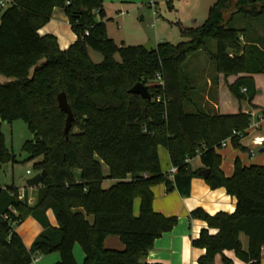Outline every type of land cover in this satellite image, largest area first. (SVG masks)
I'll list each match as a JSON object with an SVG mask.
<instances>
[{
    "label": "trees",
    "instance_id": "trees-1",
    "mask_svg": "<svg viewBox=\"0 0 264 264\" xmlns=\"http://www.w3.org/2000/svg\"><path fill=\"white\" fill-rule=\"evenodd\" d=\"M101 2L12 0L0 10V76L7 79L0 83V123H26L32 139L21 150L27 159L40 158L34 168L41 176L31 205L17 199V188H0V264H32L33 258L52 253L59 256L56 264H76L74 245L83 253L82 264H144L153 242L177 222L153 211L151 188L163 184L168 192L190 195V180L201 176L188 165L196 156L208 170L205 184L211 190L224 189L235 200L231 214L210 216L200 209L189 213L190 219L206 224L190 243L204 250L197 263L214 264L220 256L222 264H232L223 255L232 252L243 264H260L264 166L245 167L235 159L226 178L216 150L229 139L234 149L243 151L239 142L251 118L245 110L264 114V0H214L201 26L179 30L182 42L159 43L150 50L115 45L106 36ZM55 7L64 11L76 38L65 50L58 48L54 36L38 35ZM208 41L214 42V52L206 47ZM88 50L99 52L102 62L93 64ZM196 50H203L214 64L212 85L224 87L235 113L192 107L194 87L183 68ZM158 80L161 86H156ZM138 83L146 87L150 101L129 93ZM59 93L65 94L73 116L66 135ZM4 140L0 130V163L14 162ZM158 146L176 168L172 180L160 170ZM105 179L115 183L102 189ZM47 210L56 228L49 225ZM85 216L92 217L91 224ZM29 217L42 231L26 249L13 226ZM240 235L247 239L246 251ZM107 237L118 238L123 249H105Z\"/></svg>",
    "mask_w": 264,
    "mask_h": 264
},
{
    "label": "crops",
    "instance_id": "crops-1",
    "mask_svg": "<svg viewBox=\"0 0 264 264\" xmlns=\"http://www.w3.org/2000/svg\"><path fill=\"white\" fill-rule=\"evenodd\" d=\"M64 11L61 8H53L48 22L38 30L39 36L52 35L56 38L58 48L64 50L68 48L74 41L75 35L72 33L68 20L65 17ZM105 17V15H104ZM103 22V20H102ZM104 23V22H103ZM105 25V24H104ZM206 87L203 92H200V97L192 100V107L196 106L203 108L210 113H235L236 105L231 100L224 87L219 84L214 93L212 90L215 87L210 80L206 81ZM211 88V89H210ZM213 88V89H212ZM211 90V91H210ZM215 91V90H214ZM211 92V93H210ZM210 93V95H209ZM253 116L249 128L246 130L245 136L240 140L239 145L244 150L234 149L228 142L225 147L216 150L220 156V170L226 178H229L233 173V163L238 159L242 166L248 167L250 165L264 166V120L263 114L253 113L251 109L247 108ZM158 160L162 174L168 175L172 167L169 162L167 152L164 148H157ZM191 171H196L198 174L203 170L199 156L194 157L188 162ZM101 173L103 177L107 175V168L101 164ZM77 175L78 172H75ZM172 180V176H169ZM201 176H197L190 180V191L187 197H182L175 189L167 191L163 184L156 185L151 188L152 192V209L153 211L164 217H175L177 219L175 227L171 231L163 234L160 238L153 242L152 249L147 253L142 260L144 264H198L197 260L204 255V250L193 248L191 241L196 239L199 232L206 229V224L200 220L190 219L189 213L193 210H203L207 215L213 216L217 213L231 214L235 209L234 198L226 195L224 189L219 188L211 190L204 182ZM115 182L113 180L105 179L101 187L102 189L110 188ZM1 188V187H0ZM34 188L23 190L26 195L27 192H32ZM32 196V195H30ZM27 195L32 200L35 199ZM139 200L133 201V215L138 214ZM73 212L83 213L81 209H74ZM46 218L49 225L56 228L57 225L54 216L50 210H47ZM88 223H92L91 216H85ZM42 231L40 225L32 218H27L20 226L14 229L26 249H29L32 242ZM210 235L216 233L215 230H208ZM239 240L242 250H247V239L240 235ZM103 247L107 250L121 251L123 249L120 240L116 237H107L103 242ZM74 260L76 264H82L84 256L78 245H74L72 249ZM223 255L231 261L232 264H243L236 260L232 252H224ZM260 264H264V246L260 251ZM59 262V256L52 253L46 256L36 257L34 264H56ZM214 264H222L220 256H216Z\"/></svg>",
    "mask_w": 264,
    "mask_h": 264
},
{
    "label": "rangeland",
    "instance_id": "rangeland-1",
    "mask_svg": "<svg viewBox=\"0 0 264 264\" xmlns=\"http://www.w3.org/2000/svg\"><path fill=\"white\" fill-rule=\"evenodd\" d=\"M213 2L214 0H104L101 6L105 15L103 22L106 36L117 46L145 47L151 44L154 48L159 43L176 45L184 40L179 30L201 26ZM227 17L226 15L224 18ZM261 31L258 26L257 36H261ZM206 47L210 52L215 50L214 42L208 41ZM88 56L93 64L102 62L99 52L88 50ZM114 60L119 61L117 54L114 55ZM183 71L191 80L195 98L200 97V92L205 90L206 81L210 80L211 86L214 82V64L203 50H196L188 55ZM6 80L0 76V83ZM212 91L215 93L216 88ZM252 121L253 116L250 124ZM25 124L19 119L0 123L5 148L14 158V162L0 163V187L13 186L27 191L25 182L37 174L34 164L40 158L27 159V154L21 150L22 145L32 139ZM36 190L34 188L32 192L28 191L27 195H32L30 197L35 199ZM18 226H13V229Z\"/></svg>",
    "mask_w": 264,
    "mask_h": 264
},
{
    "label": "water",
    "instance_id": "water-1",
    "mask_svg": "<svg viewBox=\"0 0 264 264\" xmlns=\"http://www.w3.org/2000/svg\"><path fill=\"white\" fill-rule=\"evenodd\" d=\"M152 48L151 44L146 45L145 47H143V49L145 50H150ZM130 94L133 95H138L140 96L142 99L146 100V101H150V96L146 87H144L141 84H135L129 91ZM57 100V106L60 110L61 113H63L65 115V123H64V128H63V134L66 135L70 129V127L72 126V122H73V116L71 114L70 108L68 106L66 97L64 93H59L56 97ZM202 178H207L208 175V170L207 169H203L200 172ZM41 182V176L40 174H36L33 177H31L30 179H28L25 182V186L27 189H32V188H36L37 186H39Z\"/></svg>",
    "mask_w": 264,
    "mask_h": 264
},
{
    "label": "built area",
    "instance_id": "built-area-1",
    "mask_svg": "<svg viewBox=\"0 0 264 264\" xmlns=\"http://www.w3.org/2000/svg\"><path fill=\"white\" fill-rule=\"evenodd\" d=\"M101 1H104V0H101ZM11 4H12V0H0V10H3L5 8H7ZM156 86H161V81L160 80H158V82L156 83ZM242 92H244V89H242ZM154 101L156 103H159L160 102V98L159 97H156ZM262 119L264 120V114L262 116ZM228 142H229V139H226L225 141H222L220 143V146H221L220 148L225 147ZM175 172H176V168L171 167L170 170H169V172H168V175L173 177V175L175 174ZM26 174H29V172H27ZM168 175H166V176L168 177ZM17 199L19 201H26V203L28 205H31L32 204V200L30 198L27 197L26 200H25L24 191L23 190H20V191L17 192ZM35 262H36V258H33L32 259V264H34Z\"/></svg>",
    "mask_w": 264,
    "mask_h": 264
}]
</instances>
